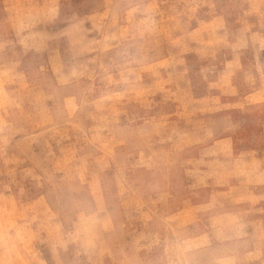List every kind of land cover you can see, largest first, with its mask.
Listing matches in <instances>:
<instances>
[{
	"label": "rangeland",
	"instance_id": "1",
	"mask_svg": "<svg viewBox=\"0 0 264 264\" xmlns=\"http://www.w3.org/2000/svg\"><path fill=\"white\" fill-rule=\"evenodd\" d=\"M0 264H264V0H0Z\"/></svg>",
	"mask_w": 264,
	"mask_h": 264
}]
</instances>
